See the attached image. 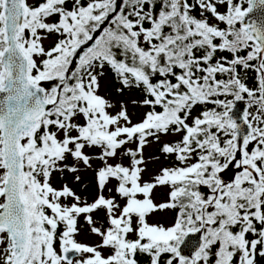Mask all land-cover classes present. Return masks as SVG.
I'll return each instance as SVG.
<instances>
[{"label":"trees","instance_id":"16d2710c","mask_svg":"<svg viewBox=\"0 0 264 264\" xmlns=\"http://www.w3.org/2000/svg\"><path fill=\"white\" fill-rule=\"evenodd\" d=\"M194 1L25 3L30 78L35 84L49 83L54 88L50 99L60 98L32 131L31 146L23 154L25 178L31 185L65 155L56 131L67 128L76 114L85 117V135H104L103 105L92 96L88 82L93 68L107 69L120 90L141 98L144 121L134 131L140 141L178 135L174 142L159 145V152L170 155L173 164L165 181L174 193L169 206L175 224L161 231V240L140 236L138 243L136 239L126 243L122 223L111 226L113 264H169L179 242L194 228L204 229L199 264H256L264 259V66H258L255 41L242 30L232 0L227 1V13H221L220 25L213 26L203 25L189 11ZM48 30L57 41L44 53L40 33ZM93 35L96 47L74 60L77 45ZM236 98L248 103L250 122L255 114L250 136L257 141L249 148L254 156L244 167L229 119ZM237 164L240 172L223 183L221 171ZM32 192L26 264L61 262L54 245V216L44 203L36 202L38 196L45 198L44 191L32 187Z\"/></svg>","mask_w":264,"mask_h":264},{"label":"rangeland","instance_id":"374dc122","mask_svg":"<svg viewBox=\"0 0 264 264\" xmlns=\"http://www.w3.org/2000/svg\"><path fill=\"white\" fill-rule=\"evenodd\" d=\"M34 1L24 0L25 3ZM227 1L231 2L195 0L189 11L203 25L213 26L214 22L221 21L219 19L218 21L217 17L208 18L196 8L197 5L208 6L218 13L226 14L229 9ZM232 1L231 8H237L241 4V0ZM4 4L5 0H0L2 82L5 78L2 58L7 44ZM242 14L239 16L242 17ZM40 35L41 49L46 53L56 44L57 36L50 30L41 32ZM30 37L31 33L23 22L18 33V41L29 59L32 57ZM144 37L142 34L141 38ZM88 76L92 96L103 105L101 112L104 114L106 126L104 135H85L83 133L85 131L82 130L85 117L83 114H76L71 118L67 128L60 127L56 131L58 141L63 143L62 151L65 155L62 159L57 161L55 167L47 168L35 184L31 185V180L23 179L22 195L28 215L30 245L32 187L34 190L43 189L45 198L38 196L36 202L44 203L52 215L55 214L52 217L57 223L54 224L57 232L54 245L61 262L50 260L49 264H67L61 258V251L72 247H77L79 254L71 264L88 262L113 264L116 261V254L115 238L109 231L111 226L120 223L125 225L124 240L129 243L140 236H151L161 240L159 237L161 231H168L175 224V213L169 206L174 193L165 181V176L173 164L170 155L159 152V145L174 142L178 139L177 133L160 135L159 138L147 137L140 141L134 131L140 129L146 110L139 95L131 90H120L105 68H93ZM35 85L44 89L47 100H52L50 97L54 91L53 86L49 83ZM251 123L255 128V114L252 115ZM256 141L257 137L250 136L243 152H238L243 162L242 167L245 166L247 158L254 156L252 151L249 152V148H252ZM31 142L32 133L23 137L21 140L23 154L28 151ZM240 170L238 164L222 170L220 173L222 182H229ZM5 178L6 169L1 161L0 137V210L4 201L2 190ZM12 251L7 233L0 231V264H13ZM176 254L175 251V257L169 264H179L183 260ZM197 255L195 259L190 260V264L200 263L201 259ZM256 264H264V259L258 260Z\"/></svg>","mask_w":264,"mask_h":264},{"label":"water","instance_id":"95a60500","mask_svg":"<svg viewBox=\"0 0 264 264\" xmlns=\"http://www.w3.org/2000/svg\"><path fill=\"white\" fill-rule=\"evenodd\" d=\"M24 0H5L4 28L6 46L2 64L5 78L0 77V137L1 158L6 169L2 195L4 201L0 210V231H5L11 241L13 264H25L28 259L30 234L28 215L22 195L23 153L21 140L29 135L59 103L45 98L44 89L35 85L29 75V58L22 50L18 33L22 28L25 15ZM208 18L215 11L210 7L197 5ZM243 29L260 44L259 63L264 60V0H250V5L242 19ZM97 35L80 43L74 50V60H80L90 49L97 45ZM248 103L236 98L229 112L234 131V141L239 153L250 139L254 127L247 117ZM204 245V230H189L177 245L175 251L183 260H192ZM77 247L65 248L61 258L71 264L78 256Z\"/></svg>","mask_w":264,"mask_h":264},{"label":"flooded vegetation","instance_id":"af4514ba","mask_svg":"<svg viewBox=\"0 0 264 264\" xmlns=\"http://www.w3.org/2000/svg\"><path fill=\"white\" fill-rule=\"evenodd\" d=\"M240 5L238 6V10H239V12H240V14H237V15H241L242 13V17H240L239 16V18H238V20H239V22H240V24H241V28H242V30L245 32V33H247L244 29H243V24H242V19H243V17L245 16V13H246V11H247V9H248V7H249V5H250V0H241L240 1ZM204 6V5H203ZM211 8V7H210ZM214 11H215V15H214V17H213V19L215 18L216 19V17H217V20L219 19L220 21H221V19H222V15H221V13H218L215 9H213ZM202 12V11H201ZM203 13V12H202ZM204 14V13H203ZM228 15V14H227ZM236 15V16H237ZM230 16V15H229ZM232 16V15H231ZM236 18V17H235ZM218 20V21H219ZM218 24H220L219 22H214L213 23V25H218ZM248 34V33H247ZM248 35H250V34H248ZM251 37H253L252 35H250ZM253 39H254V41H255V44H256V57H257V59H258V66L260 67V68H262L263 66H264V60L261 62V63H259V50H260V44H259V42L257 41V40H255V38L253 37ZM23 179H25V174H24V171H23ZM55 215V214H54ZM53 215V216H54ZM52 223H53V226H54V224H57V223H55L54 222V220L52 221ZM136 239V243H138L139 241V237H136L135 238ZM177 255V254H176Z\"/></svg>","mask_w":264,"mask_h":264}]
</instances>
